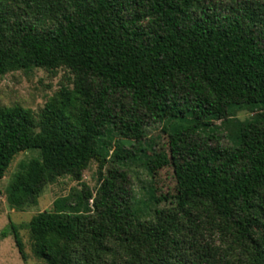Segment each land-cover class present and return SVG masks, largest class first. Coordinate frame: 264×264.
<instances>
[{"label":"trees","instance_id":"trees-1","mask_svg":"<svg viewBox=\"0 0 264 264\" xmlns=\"http://www.w3.org/2000/svg\"><path fill=\"white\" fill-rule=\"evenodd\" d=\"M191 1L0 0V77L33 68L75 77L38 116L0 108V181L19 154L39 152L8 185V205L34 206L47 184L99 165L95 194L59 198L28 223L45 264H264V113L228 123L226 147L201 132L148 154L149 112L195 131L218 119L221 98L264 88V23L257 31L253 13L194 12ZM115 138L132 147L108 158ZM134 163L151 179L172 169L164 205L151 186L140 199L126 191ZM9 234L23 257L13 224Z\"/></svg>","mask_w":264,"mask_h":264},{"label":"rangeland","instance_id":"rangeland-1","mask_svg":"<svg viewBox=\"0 0 264 264\" xmlns=\"http://www.w3.org/2000/svg\"><path fill=\"white\" fill-rule=\"evenodd\" d=\"M189 6L194 12L204 8L206 12L214 10L221 16L233 14L245 17L246 12L253 13L258 19L254 27L257 31L264 23V0H192ZM74 79V75L65 68L52 71L33 68L28 71L10 72L0 77V108L19 106L38 116L45 104L62 89L68 91L74 89ZM263 113L264 88L256 92L221 98L218 119L199 122L195 131L193 128H171L165 120L158 119L149 112L144 118V131L146 140H152L153 153L148 149V154L168 155L170 148L180 140L184 138L197 140L201 132H207L208 136L215 138L211 142L208 141L210 146H214L216 140L220 146L226 147L228 123L241 124ZM121 144L129 150L133 143L122 141L119 144L116 138L112 139L105 151L106 156L110 158ZM38 158L37 150L19 154L0 181V264H45L33 254L32 240L27 227L30 220L39 213L51 210L53 202L59 198H75L84 191L95 194L100 186L99 165L91 161L81 172L79 179L64 175L47 184L42 189L36 205L26 206L20 210L10 207L7 202L8 185L21 171L22 165ZM125 170L127 176L125 189L139 199L146 196L150 186L161 199L169 200L175 193V180L170 167L159 169L152 179L139 164H131ZM106 173L107 167H104L101 175L105 177ZM161 205H164L163 199ZM10 224L17 228L23 246V257L19 254L12 235L9 234L7 238L1 236L2 231L9 228Z\"/></svg>","mask_w":264,"mask_h":264}]
</instances>
